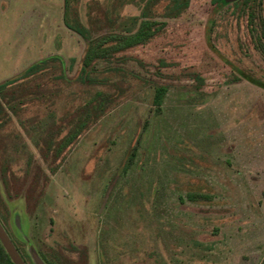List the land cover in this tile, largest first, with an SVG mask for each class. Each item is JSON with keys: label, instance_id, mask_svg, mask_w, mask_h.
Returning <instances> with one entry per match:
<instances>
[{"label": "rangeland", "instance_id": "374dc122", "mask_svg": "<svg viewBox=\"0 0 264 264\" xmlns=\"http://www.w3.org/2000/svg\"><path fill=\"white\" fill-rule=\"evenodd\" d=\"M65 1L0 0V83L51 56L63 58L72 77L86 51L79 26L95 38L108 34L98 13L114 0ZM214 5L192 0L183 17L145 21L132 39L103 36L91 53L128 71L124 95L59 158L41 137L59 129L61 141L68 111L105 87H53L52 69L44 96H30L13 118L22 142L7 159L11 187L21 192L4 196L0 225L25 264H35L32 252L50 258L72 246L86 249L89 264H264V89L237 71L264 82V54L233 7L218 14L212 33L228 63L211 52L205 28ZM139 14L136 3L121 11L128 25ZM160 60L180 65L160 68ZM108 65L98 63V75ZM188 73L201 75V89ZM147 80L169 88L159 110ZM188 193L210 198L192 202Z\"/></svg>", "mask_w": 264, "mask_h": 264}, {"label": "trees", "instance_id": "16d2710c", "mask_svg": "<svg viewBox=\"0 0 264 264\" xmlns=\"http://www.w3.org/2000/svg\"><path fill=\"white\" fill-rule=\"evenodd\" d=\"M65 2L67 4L68 0ZM263 2L264 0H239L228 4L225 0H214V9L205 28V41L209 50L216 54L218 58L220 57L219 52L212 43V33L216 25L218 14L225 8L233 7L234 13L246 17L250 27L249 32L252 38H254L256 49L264 54V21L261 20V22H256L258 10L262 7ZM129 3H136L140 7V14L132 19L130 25L124 21L123 16L121 15L122 9ZM191 5L192 0H114L111 3L110 10L105 11L100 8L98 13L102 15L101 18H104L102 20L105 23L102 24L101 30L107 28L106 30L108 34H102L100 37L95 38L91 28L79 26L80 29L78 33L87 41V43L85 54L79 64V69L74 76H69V69L63 58L51 56L29 66L18 78L9 79L0 83V135L2 134V136H0V207L7 210V205L4 199L5 195L7 198H11L13 196H18L21 192L17 187H11L13 174L10 171L9 160L7 159V156H9V148L14 147L15 152H17L19 143L22 142L21 136L16 132L11 131L13 118H20L22 114L27 111V101L30 96L32 97L35 94L37 97L44 96L43 93L47 84L46 81H44V77L49 76V72L52 73L50 70L53 69V73L49 76L52 78L53 87L64 88L66 86L70 87L73 84H81L84 86H102L107 89L85 93L86 96L82 98L78 105L68 111L63 121L60 122V127L62 126L63 129L67 130V134L61 141H57V138L61 136L59 129L58 131L53 132L51 136L47 135L46 137H41L47 154L52 152L54 153V157L56 156V158H59L63 150L73 145L82 134L101 120L109 112L112 106L124 95L121 80L123 79V76L129 75L128 71H125L126 69L122 67L112 66L111 64L114 62L112 58H103L98 55H93L91 53V48L95 44L101 43L104 39L103 36L106 35L108 37H117L118 40L132 39L136 37L139 31H141V27L145 21H152L158 18L163 20L179 19L186 14L191 8ZM67 7H71V5L69 6L67 4ZM72 14L73 18L77 19L79 22L80 18L77 16L75 10ZM166 20L164 22H166ZM98 21L100 20H93L94 24ZM117 25L120 26L119 28H121V30H119V32L112 31L111 28H114ZM71 28L76 30V28ZM222 58L219 59L222 60ZM222 61L228 63L225 59ZM100 62H108L111 65H108L101 70L106 74L98 75L97 72H99V69L97 68V64ZM138 63L141 67H145L140 61ZM73 64H75V61L71 62L70 70L73 69ZM178 65L180 64L174 61H159L160 68L176 67ZM237 71L246 81L264 89L263 81L256 79L244 71ZM157 74L160 75V73ZM131 75L135 78L138 76L134 74ZM187 77L197 82L198 89H201L204 85V79L197 73H188ZM18 82H21L20 84L23 85H17ZM41 83L43 85H41ZM147 83L152 86V94L150 97L151 103L153 106L157 107V110H159L163 106L169 88L156 81L147 80ZM32 85H34L35 90H33ZM58 150L59 153L57 154ZM30 176L28 178H30ZM39 183V180L38 182L36 180V184H33V186H35L34 190L39 186ZM187 197L192 202H202L203 200L208 201L210 198L208 195L200 193H188ZM4 219L6 220V216ZM71 249L72 255H68V253L63 252L60 249H52L50 258L43 255V260L46 264H89L86 249L81 250L75 246H72ZM73 254L76 256H73ZM0 264H14L1 240Z\"/></svg>", "mask_w": 264, "mask_h": 264}, {"label": "water", "instance_id": "95a60500", "mask_svg": "<svg viewBox=\"0 0 264 264\" xmlns=\"http://www.w3.org/2000/svg\"><path fill=\"white\" fill-rule=\"evenodd\" d=\"M237 1L239 0H225V2L228 4H231ZM0 240L14 264H25L20 254L16 250L14 244L12 243L10 238L7 236V234L5 233L1 225H0ZM32 257H33L35 264H46L42 258H40L38 255H36L33 252H32Z\"/></svg>", "mask_w": 264, "mask_h": 264}]
</instances>
